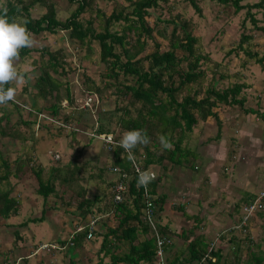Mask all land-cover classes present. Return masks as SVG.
Returning a JSON list of instances; mask_svg holds the SVG:
<instances>
[{
    "label": "trees",
    "instance_id": "1",
    "mask_svg": "<svg viewBox=\"0 0 264 264\" xmlns=\"http://www.w3.org/2000/svg\"><path fill=\"white\" fill-rule=\"evenodd\" d=\"M198 1L183 0V4L189 5L199 17H202ZM216 1L223 3L225 14L229 12L228 14L234 15L244 9L243 17L239 22L240 28L244 26L245 20H248L251 24V34L256 30L264 31L263 24L259 25L261 21L255 17L256 10L264 6V0ZM2 2L7 8L9 21L25 24L33 36L39 35L44 39L45 31L48 33L64 31V38L60 37L62 41L60 46L47 42L24 48L20 52V59L16 62L18 67L21 61L27 60L30 67L21 73L25 84L20 91L30 95L28 114L31 117L30 120L18 119L29 131L24 134L13 133L15 138L23 142L33 137L34 129L30 125L35 123L39 125L40 118H44L41 114L46 112L43 115L49 117L50 121H60L56 126L57 134L66 132L64 127L72 120L84 121L86 126H91L99 134H112L117 143L121 139V133L125 131L146 130L152 142L134 149L135 160L142 170L156 164L161 165L164 171L165 167L175 166L181 160H187L181 158L182 156L190 155L191 161L187 165L195 171L198 170V166L194 163L195 157L193 159L192 156L193 153H197L186 141L192 127L209 117L216 124L219 117L214 108L218 103L227 105L235 102V107H239L242 111L241 103L238 105L236 101L241 100L237 98L239 94L237 87L243 86V83L228 82V78L231 75L242 74L241 69L249 65L248 61L264 70V53L258 55L256 47L250 45L251 34L244 31L239 32L233 47L229 46L224 50V56L227 55V58L223 61L214 60L208 53L202 52L199 36L193 34V30L197 29L196 21L181 15L179 11H172L175 2L167 4V0H128L129 10L125 6H116L106 14L96 6L95 0H65L67 5L63 7V11H68L65 17L57 15L55 0H2ZM164 5H167L164 7L165 11L162 10ZM37 7L42 8V11L33 15ZM85 10L94 11L93 17L88 16L86 19L81 17V13ZM217 13L219 14L220 10ZM0 14H3L2 10ZM176 21H179V27ZM113 23H118L119 28H113ZM162 40L166 41V46L163 45ZM64 41H67L66 45H63ZM93 44L98 49L97 60L103 65L98 72V83L89 76L85 66L71 64L73 57L76 56L74 61L79 63L80 59L84 58V54L88 55L92 51ZM81 50L84 51L83 55L79 54ZM32 52H35V55H32ZM237 54L240 64L235 66L231 64V58L233 56L237 58ZM235 61L233 59V62ZM222 66L225 68L224 72L221 70L216 73ZM29 74L31 82H29ZM207 74L209 79L204 84L203 80ZM221 80H224L225 85L218 88L217 84ZM73 86L78 94L85 98L83 110L72 109L75 98ZM102 91H108L107 96L112 97V109L90 107L94 97L96 101L103 99ZM62 98H65L66 106H71L68 112L64 111L65 104L61 103ZM10 104L15 107L14 102ZM84 110L89 113L86 118L83 117ZM259 115L264 117V111ZM37 116H40L39 120L36 119ZM1 121L4 125L0 126V137H4L13 128L7 125L8 112L2 110ZM40 127L50 130L43 123ZM219 131L220 126L217 135ZM68 133L73 134L74 129L67 130L65 135ZM160 134L169 136L173 144L172 150L161 148L157 139ZM73 139L72 135L71 143ZM29 145L32 149L33 144L29 143ZM32 151L33 149L31 153ZM31 153L29 155L23 153L14 158L15 166L11 171L7 157L0 152L1 218L5 219L17 214L19 200L10 194L12 185L9 177L21 176L29 170L37 182L34 191L43 198L51 194L58 195L56 185L63 187L62 192L65 190L70 192L67 201L63 204L66 206L74 204L73 212L77 220L72 225L68 237L59 240L61 250L67 245L78 246L83 239L100 236L99 248L94 252L98 259L94 264H151L155 255V238L145 220L146 200L152 204V221L156 233L171 239L173 231L169 230L165 222H161L160 212L163 209L165 193L156 191L161 173L155 174V179L146 188L138 186V176L127 159V153L119 148L118 144H115L111 151L112 167L117 168L119 172L117 179L124 180L127 185L119 202L112 200L110 191L107 195L101 193L88 196L80 183L82 180L80 172L85 164H78L75 158L63 164L50 165L47 177L43 179L42 167L34 166ZM163 161H166L167 165L169 163L172 165L165 166ZM89 176L100 177L99 175L96 177V174ZM114 183L109 181L106 186L111 189ZM1 184L4 187H1ZM145 190L147 196L144 194ZM242 192L245 198L244 206L251 203L257 195L245 190ZM174 205L172 209L182 212L186 218L193 219V225L189 229L181 230L179 236L183 241L180 245L170 242V245L166 244L162 247L165 264H264V247L261 248L258 242L244 233L246 229L242 232L244 233L242 239L230 234L225 240L230 248L226 247L228 251L224 254L221 245L205 241L202 233L194 234L201 220L197 217L198 214L186 215L182 205ZM263 209L264 199L261 201V208L256 210L259 217H262ZM41 214L31 220L41 219ZM243 215L244 212L241 210L238 220L233 221L232 224L237 225ZM101 217H103L101 223H105L103 229H96L93 226L92 236L86 238L90 219H94L96 223ZM229 229L230 233L235 231L232 225ZM148 232L150 235H147ZM140 235L142 237L139 239ZM261 237L264 241V236ZM217 238L222 241L224 237L219 234ZM242 250L247 256L241 260ZM105 257L107 260L104 261ZM221 258L222 262L219 261ZM6 261L7 258L4 259V262ZM21 264H25V260L21 261Z\"/></svg>",
    "mask_w": 264,
    "mask_h": 264
},
{
    "label": "rangeland",
    "instance_id": "2",
    "mask_svg": "<svg viewBox=\"0 0 264 264\" xmlns=\"http://www.w3.org/2000/svg\"><path fill=\"white\" fill-rule=\"evenodd\" d=\"M55 1L57 2L55 8L57 15L65 17L68 11H63V7L66 6L67 3L65 0ZM247 1L251 2L257 0ZM169 2H175L172 11H179L181 15L191 17V20L194 19L196 21L195 24L197 29L193 30V34L199 36L202 52L208 53L214 60L223 61L227 58V55L224 56L223 52L231 45V39L234 43H236L238 39L240 29L239 22L243 17L244 9L234 15H230L228 14L229 12L227 14L223 12V3L216 0H199L198 5L201 7L203 15L199 17L189 5L183 4V0H167V4H169ZM127 3L128 0H95L96 6L106 14L112 7L116 6H125L129 10ZM165 6L167 5L162 7L163 11L166 9L164 8ZM219 10L220 13L218 14L217 11ZM41 11L42 8L37 7L33 15H37ZM260 11L264 12V6L255 12V17L258 19L263 18L261 14H258ZM93 15L94 11L85 10L80 16L86 19L88 16L93 17ZM149 22L151 24L152 20L150 19ZM176 23L179 27V21H176ZM245 23L248 26L251 25L248 20H245ZM112 27L119 28L118 23H113ZM44 33L46 35L44 39L39 35L33 36L36 41L34 46L47 42L51 45L58 46L62 44L60 37L64 38V31L55 33H48L45 31ZM256 37L258 38V36H255V38ZM162 43L166 46L165 40H162ZM66 44L67 41H64L63 45ZM97 51L96 45L93 44L92 51L89 52L88 55L84 54V58H81L79 63L74 61L76 56L73 57L71 61L72 66L74 64L85 66L87 69L86 72L95 83H98V72L103 66L97 60ZM83 52L84 51L81 50L79 54L83 55ZM31 54L35 55V52ZM233 64L238 66L240 60L237 59ZM17 68L20 73L30 69L27 60L21 61ZM224 69L225 68L222 66L216 73H219L221 70L224 72ZM241 70L243 72L242 74H245L246 78H249L250 81L257 86V90L253 89L252 84H244L243 79L240 78V82L243 83V86L240 85V87H237L239 90L237 98H241V100H237L236 102L238 105L241 103V110L243 112L240 111L239 107H235V102L228 103L227 105L218 103L214 109L218 112L219 121L215 124V121L213 123L211 117H209L204 122H198L197 126L194 125L192 131L188 133V139L186 138L187 144L195 150V152L203 150L201 156L204 154L206 159V156L211 153H208L207 149H202V147H204L205 142L214 139L213 137L216 135L218 126H220L219 132L221 137L224 139L223 141L228 143V151L233 152L232 157H228L224 162L219 163L220 165L217 168L220 179L224 181V184L227 182L226 187L228 189H226L227 196L225 199H227L231 208H226L224 203L220 202L221 198L216 197L217 204L214 207L220 208H217V211L214 213H207L211 223L207 222L205 224L208 229H205V235H202L205 241L206 239H210L213 243L214 241H219L217 238L219 234L223 233L225 235L229 232L227 230V225L231 220L229 214L236 215V209L241 213L245 200L242 191L245 190L257 194L260 190H264V117L259 115L261 111H264V70H261L259 66L255 64L248 65L245 69ZM28 78L29 82H31L30 74ZM208 79L209 75L207 74L203 80L204 84L207 83ZM219 82L220 83L217 84L218 88L225 85L224 80ZM24 84L25 82L23 79L18 85H13V87H16L17 93L14 102L15 107L10 103L6 107H0V115L2 110L8 112V127L13 126L8 135L0 137V152L4 157H7L11 171L15 166V163H13L14 158L23 153L29 155L32 149V162L34 166L40 165L42 167L41 176L43 179L47 177V170L50 165L63 164L75 158L78 164H85V167H83L80 172V176L82 177L80 183L86 190V194L88 196L101 193L107 195L109 188L106 186V183L109 181L115 182L119 176V172L111 168L113 166L111 154L113 148L111 147L109 149L110 151H106L99 137L104 135V133L99 134L91 128V126H86L84 121L72 120L68 122L64 128H66V132L67 130L74 129L73 134L68 133V135H65L66 132L57 134L56 126L60 124V121H50L51 119L49 117L43 115L44 113L46 114V112H43L41 117L44 118H40V116L36 118L37 120L40 118L39 125H37L38 123L30 125L34 129L31 139L23 142L14 137L13 133L22 132L24 134L26 131H29L27 127H24L22 122L18 121V119L30 120L31 117V115L28 114L30 108L28 100L30 95L20 91ZM72 91L73 97H75L73 102L74 108L72 107V109L74 111L78 109L83 110L82 106L84 105L85 98H83V95L80 96L78 94L74 86L72 87ZM107 94L108 91H102L103 99H98V101H96L94 97L90 103V107L94 108L97 106L102 109H112V97H108ZM38 103H40L39 100ZM41 103L43 104V101ZM61 103L65 104L64 111L68 112L71 109V106H66L67 103L65 98H62ZM94 103L95 105H92ZM248 107L250 108L248 109ZM83 112V117L86 118V115L88 116L89 113H87L86 110ZM3 121L0 122V126L4 125ZM42 123L50 130L40 127ZM72 135L74 139L71 143L70 139ZM122 135L123 133H121L120 137H122ZM29 143L33 144L32 149ZM199 147H201L200 150H198ZM216 151H218V153ZM212 152L215 153L214 155H216V157H223L224 155L222 149L219 150L215 148ZM195 156L196 154L193 153L192 158L194 159ZM181 158H186L187 160H181V162L175 166L165 167V173L162 172L163 168L161 165L152 164L148 167L149 169L147 172H151L154 175L161 173L158 183L159 186L156 187V191L165 194L168 193V198L175 195L170 197L169 201L164 199V202L168 206L169 203L173 205V202L181 205V202L175 201L176 195H179L180 192L178 191L181 189L190 191V189H187V187L183 185H186L188 183L187 181L195 174L193 173L191 177L192 170L187 166L191 161L190 155L189 157L182 156ZM202 160L203 157L197 161L199 164H204L205 162H202ZM163 164L165 166L172 165L171 163L167 165L166 161H163ZM210 173L211 169H205V174L208 175L209 181L207 180V187L203 189H210L213 191L211 186L214 183V179L209 177ZM91 174H96V177L97 175L100 177H97L98 180H96L97 178L94 176L93 178L89 176ZM221 180L219 183H222ZM9 181L12 185L10 194L16 197L19 203L16 215L5 219L0 217V264H21V261L23 262L24 260L25 264L95 263L98 258L93 251L99 248L100 236H93L88 240L83 239L78 246L67 245L64 246L62 250L59 246V240L68 237L72 225L77 220L75 212H73L74 204H68V206L63 204L68 199L67 195L70 193L68 190L62 192L61 190L63 187L60 188L56 185L59 194H51L47 198H43L35 193L34 189L37 186V182L34 175L30 173L29 170H26L21 176L11 175ZM204 184H206V182H204ZM200 185L201 189L199 190L202 194V184L200 183ZM220 185L222 186L223 184ZM1 187H4V185L1 184ZM189 187H193V184ZM213 193H216V191ZM218 194L222 195L220 192ZM200 200H202V196ZM188 202L189 204H187V207L191 210L201 211L204 208V204L197 198H195L193 202ZM172 205H170V208ZM166 208L167 207L164 209L170 210ZM172 211L173 210H170V212ZM40 213H42L41 219L31 220L32 218H38ZM102 218L103 217L98 219L94 224L96 229L100 228L101 230L105 225L104 222L101 223ZM252 218V222L249 221L241 225L239 228H236L234 232H231V234L242 239V234L246 233L252 240L258 242L259 246L262 248L264 247V241L261 237L264 236V213L262 217H260V220L257 213H254ZM164 221L165 223L167 222L166 224L169 230L174 228L173 221L167 218V215L162 216L161 214V222L164 223ZM260 223H262V226H260ZM214 226L217 229L216 232L212 230ZM243 227L246 229L244 233H242ZM221 230L222 232L220 233ZM14 232L17 234L15 235ZM147 235H150V232H148ZM141 237L142 235L139 236V239ZM226 247L230 248L228 245L221 246L223 253L228 251ZM32 250L34 251L27 255L28 251ZM241 252L240 259L242 260L247 256V253L243 250ZM5 258H7L6 262H4ZM219 261L222 262L223 259L221 258ZM151 264H154V261Z\"/></svg>",
    "mask_w": 264,
    "mask_h": 264
},
{
    "label": "crops",
    "instance_id": "3",
    "mask_svg": "<svg viewBox=\"0 0 264 264\" xmlns=\"http://www.w3.org/2000/svg\"><path fill=\"white\" fill-rule=\"evenodd\" d=\"M262 13H263V15H262ZM258 14H261L263 16V18H264V12L260 11ZM263 18L262 19H259V21H261V23L260 22L258 23L259 25L260 24H263V26H264V20H263ZM250 27H251V25L248 26L245 23L244 26H242L240 28L239 32L241 33L242 31H244L245 33L251 34ZM255 36H258V38L257 37L255 38ZM249 37H250L249 38V42H250V40L252 41V43L250 42V45L253 46V47L254 46L256 47V49L258 50V55H261V53H264V31L263 32L258 31V30L253 31V33ZM233 44H234V41L231 39V45L230 46L233 47ZM236 57L237 58H235L233 56L231 58V64L233 63V59L234 60H237L238 59V54L236 55ZM247 63H249V65L252 64L251 61H248ZM241 64H243V63H241ZM240 78L243 79V83L244 84H247V85H251L252 84L253 89H256L257 90V86L254 83H252L249 78H248L249 79L248 80L246 78L245 74L244 75L243 74L231 75L228 78L227 81L228 82H234V81L235 82H240ZM261 80H263V79H261ZM248 81H250V82H248ZM213 138L214 139H212V140H210L208 142H205L204 147H202V149L203 148H206L207 149V152L208 153H211L210 155H207L206 156V159H205L204 154H203V156H201V152H203V150H200L201 147H199V149H198L200 151L199 152H196L197 154L195 156L194 163L198 166L197 167L198 170L191 171V173H192L191 174V177H192L193 173H195L194 176L190 180L187 181L188 183L186 185H183V186H186L187 189H190V191L189 190L186 191V190H182L181 189L180 191H178L181 194L179 193V195H176V200H175V201L181 202V205H182L183 210H184V212H185L186 215H189L190 216V215L198 214L197 217H199L201 219L200 222H199V224H198V228H195V230H194V234L202 233L203 235H205V232L204 231H205V229H208L205 224L207 222H210V218H209V216H208L207 213H214V212L217 211V208H220V207H214L217 204L216 197H220L221 198L220 199V202H223L226 208H228V207L231 208V205H229L227 199H225L226 196H227L226 189H228L226 187L227 182H226V184H224V181H222L220 179V177L218 175L217 168L220 165L219 163L224 162L226 159H228V157H232L233 152H229L228 151V147H227L228 146V143L225 142V141H223L224 139L221 137V134L220 133L218 135L216 134L215 137H213ZM217 138H218V141H217ZM215 148H217L219 150H221V149L223 150V152H224L223 157H216V155H214L215 153H213L212 151ZM216 152L218 153V151H216ZM251 153H252V150H251ZM200 156L203 157L202 162H205L204 164H199L198 163L199 159L201 158ZM248 158H252V157H248ZM185 167H186V165H185ZM205 169H207V170L208 169H211V173H210V176L209 177L214 179V183L211 186V189H213V191L210 190V189H208V190L207 189H203V188H206L207 187V183H208L207 180L209 181L208 175L205 174ZM165 170L166 169H164V171ZM164 171L162 169V172H164ZM220 180H221L222 183H219ZM204 182H206V184H204ZM229 182H232V181H229ZM200 183L202 184V190H203V193L202 194L200 193L201 191L199 190V189H201ZM192 184H193V187H189ZM209 184L211 185L210 182H209ZM220 184H223V185L221 186ZM214 191H216V193H213ZM157 192L158 193H163V192H159V191H157ZM219 192L222 193V195H219L218 194ZM173 196H175V195H173ZM173 196H170V197H173ZM201 196H202V200H200ZM170 197L168 198V193L165 194V200H168L169 201L170 200ZM195 198L199 199V201H201L202 204H204L203 205L204 208L201 211L191 210V209H189L187 207V204H189L188 201L193 202L195 200ZM173 203L176 204L175 202H173ZM170 205H172V204L169 203V206H168L165 202H163V209H162V211L160 213L162 214V216L167 215V218H170L173 221V227L174 228L171 229V231H173V233L171 234V239H169L170 242H171V244H172V242H174L176 245H180L182 243V241H183V239H181L180 236H179L181 234V230H183V229H189L193 225V219L186 218L184 216V214H182V212L173 210L172 209V206L173 205L170 208ZM165 207H167V208H169L170 210H173V211L170 212V210H165L164 209ZM235 211H236L235 213H237L236 215L229 214V216L231 217V220L229 221V223L227 225V230L229 229V227L231 225L233 227V225H235V224H232L233 221H237L238 218H239L238 217L239 214H240L239 211L237 209ZM252 217L253 216L249 217L248 222L249 221L250 222L253 221V218ZM259 220H260V217H259ZM212 230L215 231V232L217 231V229H216L215 226L212 227ZM229 231H231V230L229 229ZM221 232H222V230L220 231V233ZM230 234H231L230 232H227V234H225V235L222 233L221 235L224 237L223 240L222 241L219 240L220 242L213 240L214 241V244L216 245V243H218L221 246H223V245H226V246L229 245V244L226 243L225 240L230 237ZM206 237H208V236H206ZM207 240L208 239H206V241ZM208 241L212 242L210 239ZM33 251L34 250L28 251L27 255L31 254ZM93 252H96V251H93ZM225 253L226 252H224V254ZM97 258H98V256H97ZM103 260L104 261L107 260V257L103 258Z\"/></svg>",
    "mask_w": 264,
    "mask_h": 264
},
{
    "label": "clouds",
    "instance_id": "4",
    "mask_svg": "<svg viewBox=\"0 0 264 264\" xmlns=\"http://www.w3.org/2000/svg\"><path fill=\"white\" fill-rule=\"evenodd\" d=\"M0 10L3 12V14H0V107H6L10 102H15L17 94L16 87L9 85H18L24 79L16 66V62L20 59V52L24 48L33 47L36 41L25 24L17 21H9L7 8L4 6L2 0H0ZM110 135L113 136L112 134ZM157 139L163 150L173 149V144L168 135L160 134ZM151 142V137L147 134L146 130L134 129L123 133L118 142V147L127 153V159L130 162L135 161L138 164V161L135 160L134 149L138 146H147ZM105 150L110 151L106 148ZM148 167L145 170L140 168L142 171L138 175V186L146 188L155 179L154 174L147 172ZM111 168L117 170V168ZM109 191L111 193V189Z\"/></svg>",
    "mask_w": 264,
    "mask_h": 264
},
{
    "label": "built area",
    "instance_id": "5",
    "mask_svg": "<svg viewBox=\"0 0 264 264\" xmlns=\"http://www.w3.org/2000/svg\"><path fill=\"white\" fill-rule=\"evenodd\" d=\"M100 138L102 140L103 147L106 148L107 150H109L114 144H118L110 134L101 135ZM131 166H132L133 171L138 176L139 172H141L142 170L140 169L137 162L131 161ZM148 173L152 174L151 172H148ZM126 189H127L126 182L122 179L117 180L111 188L112 200L114 202H119L122 199V195L126 191ZM144 192H145L144 193L145 196H147L146 190ZM262 199H264V190H260L257 193L256 198L251 203H248L244 206L243 208L244 215L240 218L237 225H233V228L236 229V228H239L241 225L246 224L248 218L254 215L256 210L261 208ZM151 207H152L151 202L149 200H146L145 208H144L145 220L148 222L150 232L152 231L151 233L154 235V238H155L154 239L155 241L154 264H165V257H164V252L162 250V247L166 244H170V240L156 233L154 222L152 221ZM94 224H95V220L90 219L89 228L86 233V238H90L92 236V228ZM77 229H80V228H77ZM242 231H245V229L243 228Z\"/></svg>",
    "mask_w": 264,
    "mask_h": 264
}]
</instances>
